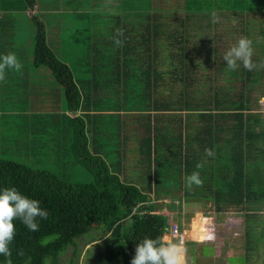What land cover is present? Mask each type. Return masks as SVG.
<instances>
[{"label":"trees","instance_id":"trees-1","mask_svg":"<svg viewBox=\"0 0 264 264\" xmlns=\"http://www.w3.org/2000/svg\"><path fill=\"white\" fill-rule=\"evenodd\" d=\"M15 1L26 3L23 11L37 8L38 4L37 0H0V40L5 36L8 43L5 50L0 47V57L10 52L18 57L27 50L25 45L17 44L14 19L5 20L16 10ZM213 11H219L220 21L232 15V26L224 35L227 46L214 38V30L224 31L219 30V24L210 23ZM68 12L72 18L61 24V35L76 38L74 50L79 42L90 44L78 54L80 62H86L90 78L86 79L79 65L73 71L71 64L51 48L46 24L39 17L33 63L35 67L48 66L63 88L70 110L74 111L68 128L72 150L79 160L87 162L95 179L70 182L50 169L0 158V190L15 187L28 198L40 201V207L49 212L47 220H38L36 232L14 221L15 236L9 245L12 264H46L47 257L59 264L60 254L77 238L102 226L109 232L104 252L99 254L106 264H130L141 240L170 237L167 218L156 212L150 190L123 181L100 154L88 148L89 113L92 108L104 111L103 99L98 96L105 89L101 87L117 83L118 90L124 89L127 78L138 79L127 88L146 100L148 108L140 110L152 115L144 129L152 125L151 120L155 125L149 126L142 139L140 168L146 169L149 184H172L169 173L188 176L198 171L203 184L192 186V190L202 191L205 196L214 194L217 210H222L224 201L247 211L263 209V204L258 203L264 202V152L261 158H252V143L245 130L260 116V112L246 110H253V104L259 106L264 96V90L262 95L256 94V88L264 83V51L263 61L257 51L264 47L255 44L258 39L264 40V0H86L79 10ZM117 29L123 32L119 37L122 46L114 43ZM104 35L108 39L103 40ZM241 37L252 41L255 67L251 71L243 69L241 62L237 70H230L223 60L226 51ZM70 50L66 51L69 59L75 56ZM7 85L5 89L12 91V83ZM86 88L90 89L87 93ZM11 97L7 91L4 97L0 93L3 116L5 108H11ZM117 98L120 101V96ZM81 108L86 117L79 113ZM26 115L37 117L38 112ZM96 125L91 124L93 134ZM252 136L256 132L250 133L249 139ZM206 148L213 150L214 157L206 156ZM197 163L203 167L197 169ZM257 171L263 177H257ZM178 184L186 185V178ZM211 198L214 200L213 195ZM7 259L0 255V264H6Z\"/></svg>","mask_w":264,"mask_h":264},{"label":"rangeland","instance_id":"rangeland-1","mask_svg":"<svg viewBox=\"0 0 264 264\" xmlns=\"http://www.w3.org/2000/svg\"><path fill=\"white\" fill-rule=\"evenodd\" d=\"M37 1V8L28 7L27 11H23L25 2L15 1L16 10H12L13 14L5 16V20L14 19L16 22L15 39L18 46L23 44L27 50L17 57L23 65L21 72L6 70L5 82L12 83L13 90L9 91L0 86L3 97L5 91L12 94L11 108H5L7 113L4 116L0 113V158L13 159L35 168L50 169L70 182H93L94 172L88 169L87 162L79 160L72 150V135L68 128L71 127L69 119L74 111L70 110L63 88L48 66L35 67L33 63L36 18L39 17L46 24L47 41L51 48L59 57L64 58L66 63L71 64L73 71L79 65L86 79L90 78L89 73L85 71L86 62H80L78 57L90 44L79 42L83 50H79L77 45V50H74L72 43H75L76 38L61 35V24L68 23L72 18L67 16L68 11L79 10L82 1L86 0ZM27 12L30 15L36 13L38 16L30 17L25 14ZM3 25L6 26L5 30H8L7 25ZM2 37L4 38L3 41L0 40V47L5 50L8 43L6 37ZM105 39H108L106 35L103 36V40ZM255 44L264 47V40L258 39ZM69 49L77 58H67L66 51ZM62 51L65 55H61ZM263 51L264 49L257 51L262 61ZM76 60L78 63H75ZM77 78L83 82L82 77ZM133 82H138V79L127 78L123 81L124 89L120 90L117 83L101 87L105 89L98 96L103 99L101 106L104 111L94 108V111L89 113L90 116L88 115L90 126L87 137L90 151L95 150L100 154L123 181L134 183L146 191L150 190L156 212L167 218L170 238L173 242H184L185 264H264V205L259 211H247L229 206L224 201L221 203L222 210H217L218 203H215L214 194L212 200L211 194L205 196L202 191L194 193L193 187L178 184L179 180L187 177L178 172L168 174L172 184H149L146 169L140 168L143 164L142 139L149 126L153 128L155 125L151 120L152 125L147 124V129H144L145 122L150 123L148 116L152 115L149 114L150 111L140 110L148 108L146 100L139 99L134 90L127 88L131 87ZM17 83L19 87H16ZM261 85L256 88L260 89L259 92L264 90V83L262 87ZM89 91V88L84 89L85 93ZM23 92L28 94L23 95ZM173 94L175 93H168V96ZM119 96L120 101L117 98ZM262 98L264 96L259 99V110H262L264 115ZM5 103L8 104V101ZM81 110L79 113L86 117L85 109ZM27 112H38V115L29 116L26 115ZM94 123L97 125L93 134L91 124ZM35 127L39 129H33ZM51 136L54 138L51 139ZM162 155L167 156V153ZM258 205L256 207L259 209ZM104 228L105 226H102L77 238L76 243L60 254L59 264H106L99 257L106 246L104 239L109 235ZM206 228L213 231V241L201 240V236L206 234ZM94 238L96 240L90 242ZM45 263L54 264L51 257H47Z\"/></svg>","mask_w":264,"mask_h":264},{"label":"clouds","instance_id":"clouds-1","mask_svg":"<svg viewBox=\"0 0 264 264\" xmlns=\"http://www.w3.org/2000/svg\"><path fill=\"white\" fill-rule=\"evenodd\" d=\"M220 22L219 15L213 11L210 13V23L217 24ZM123 36V32L117 29L114 43L116 46H122L123 41L119 37ZM253 47L252 41L247 37H241L237 43L229 48L223 56L227 68L237 70L238 62H241L246 70H253L255 65L252 62ZM22 63L18 60L15 53H7L0 57V81L5 79L6 70H14L21 72ZM264 103V98L261 100ZM206 156L214 157L211 148L205 149ZM203 164L197 163L196 168L200 169ZM203 181L200 173L194 171L186 177V187L191 188L193 185L202 186ZM49 212L47 209L40 207V201L30 199L23 195L15 187L3 188L0 190V255L8 258L6 264H12L10 259L12 250L9 245L15 236L14 221L19 220L31 232L39 231L38 220H47ZM210 223V221H206ZM205 235L201 236V240L213 241L215 236L211 229H204ZM186 249L183 240L178 243L173 242L169 236H160L156 238H144L134 249V255L130 260V264H185L184 254ZM22 255L23 253H19Z\"/></svg>","mask_w":264,"mask_h":264},{"label":"crops","instance_id":"crops-1","mask_svg":"<svg viewBox=\"0 0 264 264\" xmlns=\"http://www.w3.org/2000/svg\"><path fill=\"white\" fill-rule=\"evenodd\" d=\"M217 12H219V11H216V13ZM231 18H232V15H230V18H228V19H226L224 17L221 19V21L219 23H217L220 26L219 30L221 31V29L223 28L224 33H221V32L217 33V30H214V32H215L214 38H216L218 41H220L223 46H227L228 41L224 38V35L226 34L227 28L232 26L231 23L233 22V19L231 20ZM230 38H232V37H230ZM231 45L232 44H230V42H229V46H231ZM18 80H19V77H18ZM5 81H6L5 79L0 81V86H4V88H6V85L10 82L6 83ZM19 86L20 85L17 83L16 87H19ZM12 87L14 88L13 84H12ZM26 94H28V93L23 92V95H26ZM256 94L262 95L261 92H259V90ZM258 107L259 106H257L256 104H253L251 107V108H253V110H250V109L246 110L247 113H249L250 111L260 112L259 118L256 121L250 122V127H248L246 125L247 128H249V129L245 130L246 131V138H248V141H250V143H252L251 144V154H252V158H254V159H258V156L261 158L262 157L261 154L264 152V115H262L263 112H262V110L260 111L258 109ZM93 111H94V109L92 108L91 112H93ZM253 132H256V136H252V138L249 139L250 133H253ZM260 132H261V134H259ZM260 175H261V173H259V171H257L256 176L258 177ZM261 176L263 177V174Z\"/></svg>","mask_w":264,"mask_h":264}]
</instances>
